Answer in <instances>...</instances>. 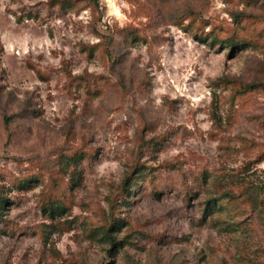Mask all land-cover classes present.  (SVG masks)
<instances>
[{
    "label": "rangeland",
    "instance_id": "rangeland-1",
    "mask_svg": "<svg viewBox=\"0 0 264 264\" xmlns=\"http://www.w3.org/2000/svg\"><path fill=\"white\" fill-rule=\"evenodd\" d=\"M0 264H264V0H0Z\"/></svg>",
    "mask_w": 264,
    "mask_h": 264
}]
</instances>
